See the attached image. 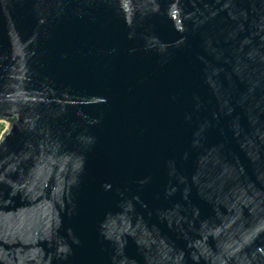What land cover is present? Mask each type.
<instances>
[{
  "label": "water",
  "instance_id": "95a60500",
  "mask_svg": "<svg viewBox=\"0 0 264 264\" xmlns=\"http://www.w3.org/2000/svg\"><path fill=\"white\" fill-rule=\"evenodd\" d=\"M0 264H264V0H0Z\"/></svg>",
  "mask_w": 264,
  "mask_h": 264
},
{
  "label": "rangeland",
  "instance_id": "374dc122",
  "mask_svg": "<svg viewBox=\"0 0 264 264\" xmlns=\"http://www.w3.org/2000/svg\"><path fill=\"white\" fill-rule=\"evenodd\" d=\"M10 123L7 120L0 119V137L9 129Z\"/></svg>",
  "mask_w": 264,
  "mask_h": 264
}]
</instances>
